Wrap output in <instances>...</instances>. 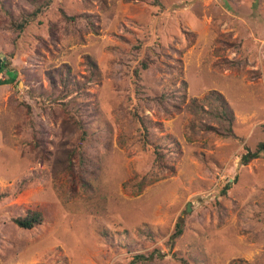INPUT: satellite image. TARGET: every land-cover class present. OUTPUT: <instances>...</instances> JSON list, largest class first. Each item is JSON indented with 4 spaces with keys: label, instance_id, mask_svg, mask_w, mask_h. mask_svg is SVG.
I'll return each instance as SVG.
<instances>
[{
    "label": "rangeland",
    "instance_id": "374dc122",
    "mask_svg": "<svg viewBox=\"0 0 264 264\" xmlns=\"http://www.w3.org/2000/svg\"><path fill=\"white\" fill-rule=\"evenodd\" d=\"M0 53V264H264V0H0Z\"/></svg>",
    "mask_w": 264,
    "mask_h": 264
},
{
    "label": "trees",
    "instance_id": "16d2710c",
    "mask_svg": "<svg viewBox=\"0 0 264 264\" xmlns=\"http://www.w3.org/2000/svg\"><path fill=\"white\" fill-rule=\"evenodd\" d=\"M38 12H40V9L35 10L32 14L37 15ZM65 16L68 17V15L66 13H65ZM74 17L75 16H72L69 18H74ZM26 24H28V18H25L22 22H19L17 24V27L20 29H24ZM89 63H93V61L90 60ZM93 65H95V63ZM143 66H144V68H147L148 64L145 62L143 64ZM59 76H62V75L59 74ZM49 78L51 80L53 78V75H50ZM62 82H63L64 86L62 89H59L60 91L68 87V84L66 83V81H62ZM51 84L53 85V87L58 88L57 84H55L53 80H51ZM25 104L27 107L28 114L31 116V118H30L31 123L35 127V121L32 118V115H33L32 106L28 103H25ZM206 104L215 106L214 110L212 111V115L216 118L217 122L222 124V126H225L231 130L232 125H233V121H234V113H233L231 107L228 106L229 105L228 101L226 100L224 95L221 94L220 92L216 91V90H212L207 95H205L204 98H202L201 100L194 98L191 101V103H189L188 106H190V108L193 112L199 113L201 109H204V105H206ZM138 116H139V114H138ZM138 121L141 124L142 132H143V138L146 141L149 138L148 137L149 136L148 127H147V125H146V123L142 117H138ZM80 126L83 129L82 135L79 138L80 140H79L77 147H75V150H72L71 153L69 154L68 163L66 164V171H67L66 173L69 174L70 176L75 172V164L73 163L72 157L76 156L77 158H80L81 163H83V159H84L83 158V156H84L83 147H84V144L86 142L87 132H86V130H84V127L82 126V124H80ZM155 154H156V161L159 162V164H161V162L163 161V155L159 150V145L156 146ZM262 155H264V140H262L258 143L256 149H254V150L247 149V151L242 155L241 161L243 164H247L250 161H252L253 159L259 158ZM157 179L158 178H155L154 180L149 181L148 183L150 184ZM32 180H34L33 176L22 179L19 183L20 189L25 188ZM138 186H139V190H141L143 188L142 184H138ZM230 187H231V183L227 184L225 188L228 189ZM4 195H6V193H4ZM43 220H44V214L41 210L29 209L25 216H20V217L16 218L15 222H16V224H18L22 228L31 229V228L37 226L38 224H41L43 222ZM183 230L184 229H183L182 223L178 221L175 225V230L170 235V237L167 241L169 246H170V249H172L175 246L176 240L179 236L182 235ZM153 256H154V252L150 253L149 255H146L143 253H137L134 255V258L131 260V262L129 264H136V262H138L139 260L145 261V260H148V258H152Z\"/></svg>",
    "mask_w": 264,
    "mask_h": 264
},
{
    "label": "water",
    "instance_id": "95a60500",
    "mask_svg": "<svg viewBox=\"0 0 264 264\" xmlns=\"http://www.w3.org/2000/svg\"><path fill=\"white\" fill-rule=\"evenodd\" d=\"M3 58H6V56L4 54L0 53V65H1V62H2Z\"/></svg>",
    "mask_w": 264,
    "mask_h": 264
}]
</instances>
